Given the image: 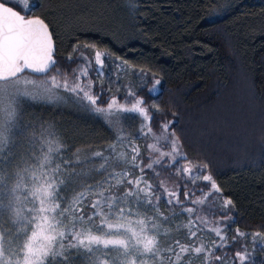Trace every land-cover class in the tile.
<instances>
[{"label":"snow or ice","instance_id":"snow-or-ice-1","mask_svg":"<svg viewBox=\"0 0 264 264\" xmlns=\"http://www.w3.org/2000/svg\"><path fill=\"white\" fill-rule=\"evenodd\" d=\"M29 2L17 0L16 5L9 6L7 0H0V264H192V257L201 255L203 264H225V257L216 255L213 249L228 245L225 231L235 222L229 214L235 207L233 200L223 199L216 206L224 214L223 221L210 222L196 215L195 219L205 227L212 223L208 230L219 238L212 247L202 241L195 243L200 229L192 217L197 209L186 206L182 211L189 219L183 227L188 230L189 242L174 240L164 246L162 238L170 236L172 228L167 226L170 216L160 211V202L166 199L168 205H182L183 201L177 188L168 187L167 180L149 183L145 168L163 167L166 157L169 167L180 159L187 160L180 138L174 130L170 131L173 122L162 123L157 135L152 122L153 110L160 111L159 105L148 106L131 88L123 102L115 94L106 100L102 92H95L89 78L92 58L80 51L79 45L67 59L81 62L78 67L65 70L55 58L48 23L41 17H27L14 10L19 6L27 11ZM85 47L95 50V45ZM77 52L79 56H74ZM107 56L106 51L95 50L98 76L104 75ZM143 72L140 69L142 76ZM148 83L144 80L140 87L145 88ZM160 85L161 79L153 77L147 91L155 93ZM61 91L75 98L83 111L104 120L115 134L111 143L98 150L77 149L68 158L67 144L54 123L25 122L28 107L62 101L65 97ZM115 91L121 89L117 87ZM137 117L138 135L127 133L122 120ZM139 137L156 141L146 144L150 159L146 165L141 162V146L136 143ZM161 141L170 145V151L162 150ZM152 154H156L155 158ZM92 163L98 166L85 167ZM201 168L207 169L208 165H192L188 161L175 168L178 176L187 175L193 183L202 180L205 186L210 185L207 192L201 189L202 195L192 199L193 205H205L215 194H222L213 175L203 174ZM93 173L104 178L94 184L86 183ZM183 196L187 200L189 192ZM149 209L153 214H149ZM248 236L237 228L233 240H246ZM251 240L255 246L264 241V236L255 232ZM250 259L245 248L236 253L233 264L237 260L245 264Z\"/></svg>","mask_w":264,"mask_h":264},{"label":"trees","instance_id":"trees-1","mask_svg":"<svg viewBox=\"0 0 264 264\" xmlns=\"http://www.w3.org/2000/svg\"><path fill=\"white\" fill-rule=\"evenodd\" d=\"M33 1L21 10L48 23L55 58L65 70L81 62L67 59L74 47L95 45L161 79L155 93L147 91L150 82L136 91L148 106L160 107L153 110V131L172 121L170 131L187 156L181 161L207 164L202 171L220 186L217 195L233 200L230 227L264 236V0ZM89 78L95 79L92 71ZM93 90L107 100L104 86L93 83ZM124 97L118 94L117 99L123 102ZM24 120L54 123L68 158L77 149L98 150L113 140L105 123L73 107L35 104L25 110ZM166 176L149 174L153 184ZM103 177L93 173L85 182ZM168 177L179 183L183 199L184 182L173 173ZM212 216L224 218L221 212ZM246 244L237 240L215 253L233 257ZM254 264H264V254Z\"/></svg>","mask_w":264,"mask_h":264},{"label":"rangeland","instance_id":"rangeland-1","mask_svg":"<svg viewBox=\"0 0 264 264\" xmlns=\"http://www.w3.org/2000/svg\"><path fill=\"white\" fill-rule=\"evenodd\" d=\"M33 2H34L33 0H30L29 7L33 4ZM131 2H133V0H131ZM7 3L9 4V6H13V5H16L17 0H7ZM21 9L22 8L19 6L14 8V10H19L24 14V12ZM79 48H81V50L85 54H87L90 58H92L91 62H92L93 67L92 69H90V71H92V74L95 77V79H93V83H95L97 86H100V87L104 86L105 88L104 93L107 99L113 94H115L116 96H118V94L125 96L129 88L137 91L138 89L141 88L140 85L144 82V80H148L150 82V87H151V83L153 82V79L150 78L145 72H143V76H142L140 73V70L134 69L133 67L125 64L124 62L118 60L117 58L110 57V56H107L105 58V66L102 69L104 75L98 76L95 71V69L99 67L98 65H95V60H94L95 50L93 48H88V47L87 48L79 47ZM101 81H103V84H101ZM117 87L121 89V91L118 93L115 91ZM61 95L65 97V99L62 101L54 102V103L40 102L37 104L57 106V107H69V108L73 107L105 123L102 118L96 116L95 114L83 111L80 105L75 101V98L70 97L68 93H64L63 91H61ZM125 115H133V114H125ZM122 124L126 128L127 133L132 134V135H138L137 130L139 129V126H140L138 117L135 120H122ZM154 132L157 135H159L160 133V131L159 132L154 131ZM112 133H113V139H114L115 134L113 131ZM155 142L156 141L153 138H148L147 140H145L143 137H139L138 139H136V143L141 146V154L144 152V156L141 161L142 164L146 165L147 163L150 162L146 144L155 143ZM160 143L164 145V147H162L163 151H170V145H167L164 141H161ZM155 156L156 154H152V158H155ZM181 160L182 159L179 160L177 165L172 166V169L171 167L168 166L169 158L167 157L162 162L163 167L161 165H155L154 169H151V170L145 168V176L149 183H152L151 178L149 177V174H151V176L157 177L162 172L167 173L166 177L158 180V184L161 180H167L168 187L177 188L178 195L180 197L179 183L177 181L169 179L168 177L170 174L173 173L180 179V181L184 182L185 185L183 186V188L186 190L185 192H189V197L187 200L184 199L183 195H182L183 199L182 197H180V199L183 201L182 205H176V204L168 205L166 203V199L161 200L160 211L164 213V215L170 216V220L167 226L172 228V232L170 236L162 238V243L164 246H167V244L173 242L174 240H180L181 242H185V243L189 242L186 239L188 235V230L183 227V225L186 224L189 219L188 214L182 211V208L186 206V207H192V208L197 209V212L194 213L192 217V219L195 221L197 225V228L200 229L197 232V237L194 238L195 243L198 245L202 241L203 243H205L206 246L212 247L213 242L219 241V238L215 235V233L208 230V227H211L212 223H210L208 227H205L204 225L200 224L199 221L196 220L195 218H196V215H200V216L205 217L210 222H215L216 220L223 221L224 218L212 216L214 213L220 212L216 206L222 204L223 199L220 198L217 194H215L208 200V202L205 205H193L191 203L192 199L198 198L202 195L201 189H203L204 192H207L210 185L205 186V182L202 180H196V182L193 183V180L189 179L187 175L178 176L176 174L175 168L182 167L186 164L185 162H182ZM119 170L120 169L117 168V171ZM200 171L203 172V174H205L204 171H202V168L200 169ZM136 175H139V169L136 170ZM103 178H101V180ZM187 183L188 185H186ZM158 191L163 192V189H158ZM213 201H215V204L213 203ZM173 210H175V214H173ZM149 214H153L151 209H149ZM177 226H180V227L178 228ZM225 234L227 236L228 245H230L232 242H235L237 240L247 243L241 248V251L247 248L248 253L251 254V259L250 261H246L245 263H248V264L257 263L259 261V258L264 254V251L261 250L262 246H264V241L256 243L254 246L251 240V234H249L246 240L238 238L234 241L233 237L236 234V229H233L230 226L226 229ZM218 249L219 248H215L213 250L214 252H216ZM235 255L236 253L234 254L233 257H229V256L225 257V264H233V258L235 257ZM221 256H224V254L222 253ZM192 264H203V256L201 255L200 257H192ZM213 264H220V262L213 261ZM236 264H239L238 260L236 261Z\"/></svg>","mask_w":264,"mask_h":264},{"label":"water","instance_id":"water-1","mask_svg":"<svg viewBox=\"0 0 264 264\" xmlns=\"http://www.w3.org/2000/svg\"><path fill=\"white\" fill-rule=\"evenodd\" d=\"M54 55H55V54H54ZM32 75L36 76V75H38V74H32Z\"/></svg>","mask_w":264,"mask_h":264}]
</instances>
